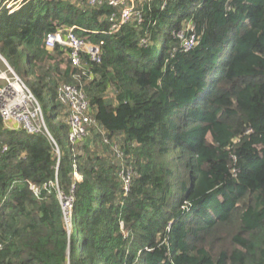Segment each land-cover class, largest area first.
I'll return each mask as SVG.
<instances>
[{
  "label": "trees",
  "instance_id": "16d2710c",
  "mask_svg": "<svg viewBox=\"0 0 264 264\" xmlns=\"http://www.w3.org/2000/svg\"><path fill=\"white\" fill-rule=\"evenodd\" d=\"M108 1L0 9V55L35 71L42 110L48 91L68 132L56 90L75 84L95 120L69 148L46 123L56 153L0 116V264H264V0H134L115 36ZM71 27L99 62L43 47Z\"/></svg>",
  "mask_w": 264,
  "mask_h": 264
},
{
  "label": "built area",
  "instance_id": "2783aa9c",
  "mask_svg": "<svg viewBox=\"0 0 264 264\" xmlns=\"http://www.w3.org/2000/svg\"><path fill=\"white\" fill-rule=\"evenodd\" d=\"M80 4L96 6L102 4L103 0H75ZM167 0L162 4L164 7ZM23 3V2H22ZM22 3L20 5H22ZM108 4L119 8V14L112 12L108 16L110 22L106 34L115 36L121 26L131 18L141 21V13L136 9L134 0H109ZM19 5V7H20ZM8 13H13L17 8L6 6ZM18 7V8H19ZM192 30V28H190ZM182 47L190 49L196 42L194 34L183 36ZM101 43V42H100ZM141 44L146 45V39H142ZM43 47L53 51L56 45L66 48V58L73 67H82V56L86 54L91 61H100V44L85 41L78 37L74 28L65 31L48 32L45 34ZM0 60L4 70H0V116L5 126L11 130H23L28 134H45L55 145L46 125L41 105L36 97L29 90L25 82L14 72L5 59L0 55ZM56 101L67 108L68 140L71 144L82 141L89 133V127L95 123L90 113V105L85 91L75 84H61L56 90ZM125 191L129 187V176L122 175ZM65 220L70 219L73 196L63 195L58 192Z\"/></svg>",
  "mask_w": 264,
  "mask_h": 264
},
{
  "label": "rangeland",
  "instance_id": "374dc122",
  "mask_svg": "<svg viewBox=\"0 0 264 264\" xmlns=\"http://www.w3.org/2000/svg\"><path fill=\"white\" fill-rule=\"evenodd\" d=\"M22 2H23V0H0V9L2 7L7 9L6 6H11V8H17L18 9L19 5ZM22 5H23V3H22ZM22 5H20V6H22ZM23 65H24V69L26 70V76L23 75L22 70H17V73L23 78V80L25 82L37 83L35 71L27 65V61H24ZM2 66L3 65H2V62L0 60V70H3L4 66L3 67ZM53 102L54 101L51 98V94L48 91H44L41 104L43 106L42 112L44 111L43 115H44L45 121H46L48 126L53 125L55 128H58L60 130L59 133H60L62 142L65 146H67L69 148L70 147L69 145L71 142H69V140H68V132L66 130L60 129L62 120L59 117L57 110L54 109ZM49 114L52 116V118H50V119H48ZM185 179H186V175H185ZM68 222H69V220H68Z\"/></svg>",
  "mask_w": 264,
  "mask_h": 264
},
{
  "label": "crops",
  "instance_id": "0c3cea01",
  "mask_svg": "<svg viewBox=\"0 0 264 264\" xmlns=\"http://www.w3.org/2000/svg\"><path fill=\"white\" fill-rule=\"evenodd\" d=\"M3 65V64H2ZM3 67V66H2ZM3 70H4V68H3Z\"/></svg>",
  "mask_w": 264,
  "mask_h": 264
},
{
  "label": "clouds",
  "instance_id": "9594fccd",
  "mask_svg": "<svg viewBox=\"0 0 264 264\" xmlns=\"http://www.w3.org/2000/svg\"><path fill=\"white\" fill-rule=\"evenodd\" d=\"M24 1V0H23Z\"/></svg>",
  "mask_w": 264,
  "mask_h": 264
}]
</instances>
